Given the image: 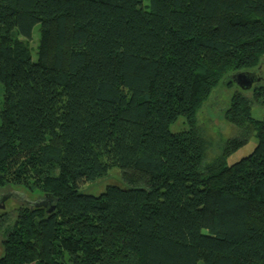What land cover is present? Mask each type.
I'll return each mask as SVG.
<instances>
[{
	"label": "trees",
	"instance_id": "1",
	"mask_svg": "<svg viewBox=\"0 0 264 264\" xmlns=\"http://www.w3.org/2000/svg\"><path fill=\"white\" fill-rule=\"evenodd\" d=\"M263 55L264 0H0V188L41 195L0 213V264H264ZM241 71L244 135L204 167L197 114Z\"/></svg>",
	"mask_w": 264,
	"mask_h": 264
},
{
	"label": "rangeland",
	"instance_id": "2",
	"mask_svg": "<svg viewBox=\"0 0 264 264\" xmlns=\"http://www.w3.org/2000/svg\"><path fill=\"white\" fill-rule=\"evenodd\" d=\"M39 39L40 25L36 24L33 27L31 38L29 39L31 57L33 60L37 59ZM259 71L261 75V85L264 86V55L260 63ZM223 85L224 83H222L218 89H215L213 95L202 105L196 117V125L198 126L205 144V156L202 164L204 167L210 165L215 158L222 154L229 139L244 135V131L238 126L228 122L223 113L226 105L230 102L231 96L236 91L245 92L248 89H244L235 82L225 87H222ZM258 92L259 91H256V93ZM250 93L253 94L254 89L250 91ZM252 116L256 119H262L264 117V106L261 103L254 102L252 104ZM187 128L188 125L183 117H180L176 122L170 125V130L172 132H178ZM257 142L258 139L256 134H251L248 137L247 143L225 157V163L230 165L247 156L252 152ZM109 185H117L122 188L127 187L119 168H111L107 175L81 185L80 191L86 194L99 195L104 192ZM38 192V190L32 192L19 186H5L0 188V213H8L11 219L15 218L17 209L21 204L33 203L40 199L41 195ZM2 254L3 247L0 241V255Z\"/></svg>",
	"mask_w": 264,
	"mask_h": 264
},
{
	"label": "water",
	"instance_id": "3",
	"mask_svg": "<svg viewBox=\"0 0 264 264\" xmlns=\"http://www.w3.org/2000/svg\"><path fill=\"white\" fill-rule=\"evenodd\" d=\"M231 78L244 89H250L255 82L260 80L254 71H241L233 74Z\"/></svg>",
	"mask_w": 264,
	"mask_h": 264
},
{
	"label": "flooded vegetation",
	"instance_id": "4",
	"mask_svg": "<svg viewBox=\"0 0 264 264\" xmlns=\"http://www.w3.org/2000/svg\"><path fill=\"white\" fill-rule=\"evenodd\" d=\"M255 73H256V75L259 77V73H257V72H255ZM259 81H260V80H259ZM259 81H258V82H255V83L252 85L251 89L255 86V84H258Z\"/></svg>",
	"mask_w": 264,
	"mask_h": 264
}]
</instances>
